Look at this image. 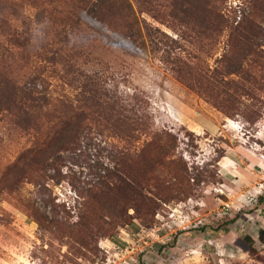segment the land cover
<instances>
[{
    "label": "rangeland",
    "instance_id": "obj_1",
    "mask_svg": "<svg viewBox=\"0 0 264 264\" xmlns=\"http://www.w3.org/2000/svg\"><path fill=\"white\" fill-rule=\"evenodd\" d=\"M5 75L0 264H264V0H0Z\"/></svg>",
    "mask_w": 264,
    "mask_h": 264
},
{
    "label": "trees",
    "instance_id": "obj_2",
    "mask_svg": "<svg viewBox=\"0 0 264 264\" xmlns=\"http://www.w3.org/2000/svg\"><path fill=\"white\" fill-rule=\"evenodd\" d=\"M3 24H7L8 25V21H4ZM3 37L6 36L2 35ZM8 36V35H7ZM7 36L5 37V39L7 38ZM10 39V41H13L20 44L24 45V48L26 46H31L30 43L31 39L27 36H25L22 33H13V34H9L8 36ZM26 43V44H24ZM42 66V62L39 63L37 68H40ZM4 77V76H3ZM1 78V76H0ZM33 80H35V78H33ZM7 91L8 93H2L1 91ZM17 93H24V98H25V106L26 109L23 110L22 112V117L20 116V121L22 123H24L26 126H29L31 123L34 122V119L37 118L36 114H35V109L37 107V103L43 101V103H49V101H51V97H48L46 95L40 96L39 93H41L40 91H38V89L36 88V86L34 85V82L32 85H28V84H24L23 87L20 89L17 84L15 83V81L10 77H8L7 75H5V77L3 79H0V111L1 110H8L11 112L10 108L12 106H14L15 104H17L16 100H17ZM34 124V123H33ZM133 184V183H132ZM138 186V185H137ZM137 186H134L135 188L139 189V192L137 193V198L140 199L141 201V205L140 208L148 211L149 210V205L147 204L146 201L149 200V198L144 195L142 193L143 188H139ZM264 193H262L261 195H259V199L261 200L263 197ZM264 234L263 231H260L259 236H262ZM242 246H244L242 244Z\"/></svg>",
    "mask_w": 264,
    "mask_h": 264
},
{
    "label": "crops",
    "instance_id": "obj_3",
    "mask_svg": "<svg viewBox=\"0 0 264 264\" xmlns=\"http://www.w3.org/2000/svg\"><path fill=\"white\" fill-rule=\"evenodd\" d=\"M234 162H235L234 160L233 161L231 160V163H230V167L229 168L234 167V170L237 172V167L239 166V164H237V163L235 164Z\"/></svg>",
    "mask_w": 264,
    "mask_h": 264
},
{
    "label": "built area",
    "instance_id": "obj_4",
    "mask_svg": "<svg viewBox=\"0 0 264 264\" xmlns=\"http://www.w3.org/2000/svg\"><path fill=\"white\" fill-rule=\"evenodd\" d=\"M262 157H264V155H262ZM263 187H264V183H261L259 186V191H258L260 192L259 194H261Z\"/></svg>",
    "mask_w": 264,
    "mask_h": 264
}]
</instances>
